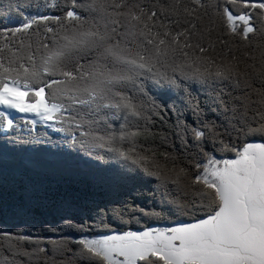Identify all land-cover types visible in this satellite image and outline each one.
I'll use <instances>...</instances> for the list:
<instances>
[{"label": "snow or ice", "instance_id": "1", "mask_svg": "<svg viewBox=\"0 0 264 264\" xmlns=\"http://www.w3.org/2000/svg\"><path fill=\"white\" fill-rule=\"evenodd\" d=\"M0 7V264H264V0Z\"/></svg>", "mask_w": 264, "mask_h": 264}, {"label": "trees", "instance_id": "2", "mask_svg": "<svg viewBox=\"0 0 264 264\" xmlns=\"http://www.w3.org/2000/svg\"><path fill=\"white\" fill-rule=\"evenodd\" d=\"M5 2L6 0H0V4H3ZM3 15L4 9L0 7V24H3ZM169 117V122L174 123L175 116H172L171 113H169ZM40 130L48 131L53 140H55L58 136V134L53 133L51 129H42L41 125H37V131ZM80 167L83 170L82 174L76 178H73V180H70L66 185H64V188L69 192L71 196L82 197L85 193L89 192V189L87 187V178L88 175H91L94 170L83 164ZM150 190L151 185H147L144 189L145 196H147V192ZM97 195H99V193H97ZM143 203L149 204L151 203V200L145 198ZM74 214V209L70 207H65L46 208L42 210V212L36 217L24 215H8L5 217L3 215H0V229H10L12 231H15L17 229H23L25 230V232L31 231L35 233L38 230L54 228L57 225L62 224L63 220L60 219L62 215L67 216Z\"/></svg>", "mask_w": 264, "mask_h": 264}, {"label": "rangeland", "instance_id": "3", "mask_svg": "<svg viewBox=\"0 0 264 264\" xmlns=\"http://www.w3.org/2000/svg\"><path fill=\"white\" fill-rule=\"evenodd\" d=\"M0 108H2V106H0ZM13 111H14V110H13ZM14 114L17 115V116H20V115H27L29 119L32 118V114H20V113H15V112H14Z\"/></svg>", "mask_w": 264, "mask_h": 264}]
</instances>
